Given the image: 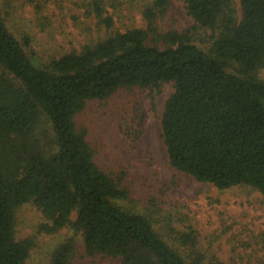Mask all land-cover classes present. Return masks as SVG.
Returning <instances> with one entry per match:
<instances>
[{
	"label": "trees",
	"instance_id": "trees-1",
	"mask_svg": "<svg viewBox=\"0 0 264 264\" xmlns=\"http://www.w3.org/2000/svg\"><path fill=\"white\" fill-rule=\"evenodd\" d=\"M182 1L193 19L182 33L158 32L169 1L153 0L146 29L117 32L46 66L32 62L0 16V264L30 256L32 240H17L15 230L16 211L27 203L49 221L41 227L47 233L81 234L88 255L203 264L188 241L179 251L147 217L119 205L125 190L76 129L87 101L120 88L171 82L161 121L171 166L219 189L264 194V0H239V17L234 0ZM92 9L109 27L101 0ZM72 250L71 242L61 245L53 264H69Z\"/></svg>",
	"mask_w": 264,
	"mask_h": 264
},
{
	"label": "rangeland",
	"instance_id": "rangeland-1",
	"mask_svg": "<svg viewBox=\"0 0 264 264\" xmlns=\"http://www.w3.org/2000/svg\"><path fill=\"white\" fill-rule=\"evenodd\" d=\"M93 1L0 0V16L37 66L117 32L147 28L144 10L153 0H101L109 27L93 12ZM168 1L155 21L158 32L189 29L193 19L184 2ZM234 6L239 17V0ZM258 75L264 78V67ZM173 91L168 82L120 88L107 98L89 100L75 118L76 129L85 134L98 166L125 190L119 205L147 217L179 251L185 252L182 244L188 241L203 264H264V194L242 185L219 189L171 166L161 121ZM47 223L32 203L17 209L16 239L33 242L26 264H53L57 249L70 242L69 264H120L119 259L88 255L81 234L69 227L47 233L41 228Z\"/></svg>",
	"mask_w": 264,
	"mask_h": 264
}]
</instances>
